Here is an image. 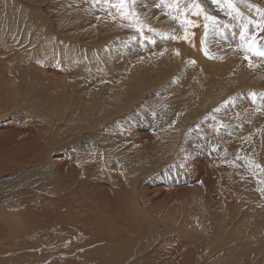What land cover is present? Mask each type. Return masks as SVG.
<instances>
[{
  "label": "bare ground",
  "instance_id": "bare-ground-1",
  "mask_svg": "<svg viewBox=\"0 0 264 264\" xmlns=\"http://www.w3.org/2000/svg\"><path fill=\"white\" fill-rule=\"evenodd\" d=\"M261 53L264 0H0V264H264Z\"/></svg>",
  "mask_w": 264,
  "mask_h": 264
},
{
  "label": "snow or ice",
  "instance_id": "snow-or-ice-1",
  "mask_svg": "<svg viewBox=\"0 0 264 264\" xmlns=\"http://www.w3.org/2000/svg\"><path fill=\"white\" fill-rule=\"evenodd\" d=\"M231 6V5H230ZM197 7H198V5H197ZM261 54H264V53H261Z\"/></svg>",
  "mask_w": 264,
  "mask_h": 264
}]
</instances>
